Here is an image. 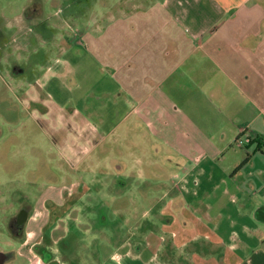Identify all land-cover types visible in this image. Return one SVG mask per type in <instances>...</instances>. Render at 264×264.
I'll return each instance as SVG.
<instances>
[{"label": "crops", "instance_id": "0c3cea01", "mask_svg": "<svg viewBox=\"0 0 264 264\" xmlns=\"http://www.w3.org/2000/svg\"><path fill=\"white\" fill-rule=\"evenodd\" d=\"M116 1L70 48L83 178L2 264H264V0Z\"/></svg>", "mask_w": 264, "mask_h": 264}, {"label": "rangeland", "instance_id": "374dc122", "mask_svg": "<svg viewBox=\"0 0 264 264\" xmlns=\"http://www.w3.org/2000/svg\"><path fill=\"white\" fill-rule=\"evenodd\" d=\"M107 1L0 0L2 250L11 249L10 236L22 235L30 207L32 211L38 197L59 191L79 176L71 169V146L77 141L72 123L74 107L85 91H78L72 83L70 48L76 29L83 28L92 10H101L100 3ZM20 210L27 213V218L13 225ZM109 218L114 220L113 216ZM224 250L217 251L224 254ZM174 252L176 257V249ZM143 254L145 264H157L149 259L154 254L151 249ZM238 263L230 259L224 264ZM208 264H222V259H209Z\"/></svg>", "mask_w": 264, "mask_h": 264}, {"label": "flooded vegetation", "instance_id": "af4514ba", "mask_svg": "<svg viewBox=\"0 0 264 264\" xmlns=\"http://www.w3.org/2000/svg\"><path fill=\"white\" fill-rule=\"evenodd\" d=\"M21 211V210H20ZM23 211H21V212H18L17 214H15L16 216H15V218L12 220V223H14L13 225H17L18 223H20L19 222V216H21V214L23 215ZM3 258H6V256L5 255H2V254H0V262L3 260Z\"/></svg>", "mask_w": 264, "mask_h": 264}, {"label": "water", "instance_id": "95a60500", "mask_svg": "<svg viewBox=\"0 0 264 264\" xmlns=\"http://www.w3.org/2000/svg\"><path fill=\"white\" fill-rule=\"evenodd\" d=\"M27 213H23V215L21 214V216H19V221L24 222L26 220Z\"/></svg>", "mask_w": 264, "mask_h": 264}, {"label": "built area", "instance_id": "2783aa9c", "mask_svg": "<svg viewBox=\"0 0 264 264\" xmlns=\"http://www.w3.org/2000/svg\"><path fill=\"white\" fill-rule=\"evenodd\" d=\"M248 139H245L243 142L245 143Z\"/></svg>", "mask_w": 264, "mask_h": 264}]
</instances>
